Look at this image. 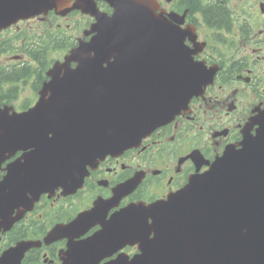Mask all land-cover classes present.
Returning <instances> with one entry per match:
<instances>
[{
    "label": "flooded vegetation",
    "instance_id": "obj_1",
    "mask_svg": "<svg viewBox=\"0 0 264 264\" xmlns=\"http://www.w3.org/2000/svg\"><path fill=\"white\" fill-rule=\"evenodd\" d=\"M162 9L166 14H179L182 28H195L199 39L206 42L199 59L209 66L218 65L220 71L215 86L193 101L190 114L147 139L145 151L125 154L133 174L145 176L139 198L147 201L180 188L197 167L205 169L204 160L191 155L201 154L212 161L227 145L239 141L241 127L253 110L264 107V0H162ZM44 72L43 67L29 68L25 76L20 75L21 90L31 91L28 96L23 93L24 99H37ZM7 97L0 89V104ZM129 174L124 167H116L104 172L102 179L109 181L112 192L117 186L113 185ZM151 177L165 181L153 190L159 194L151 192ZM164 188L168 190L161 193ZM7 244L0 242V253ZM65 249L66 243L59 242L42 252L34 251L27 264H62Z\"/></svg>",
    "mask_w": 264,
    "mask_h": 264
},
{
    "label": "water",
    "instance_id": "obj_2",
    "mask_svg": "<svg viewBox=\"0 0 264 264\" xmlns=\"http://www.w3.org/2000/svg\"><path fill=\"white\" fill-rule=\"evenodd\" d=\"M118 14L120 17L121 12ZM128 21L130 22L131 18ZM102 31L103 29L100 30V32ZM107 33L108 30L103 31L104 35ZM158 36L159 33L150 39L145 38L142 42V50L148 48L150 43L153 44ZM112 42H117V40L110 37L98 38L96 48H94L97 51L94 66H99V63L101 65L112 54L120 55V65L122 66H128V61L135 63V56L127 55L125 51H119L114 45L109 44ZM143 57L144 54L142 53ZM117 69L115 66L106 72L98 70V73L103 74L105 78L107 77V87L104 86L101 89L103 101L98 105L97 110L96 106L92 107L89 104L79 105L78 111L73 105L66 104L63 106L65 108L60 107L58 109L59 105L56 104V113H59L60 118L63 119L57 120L56 123L65 125L70 122L65 116H61L65 112L97 113L103 116L102 125L98 131H88L89 138L95 137L99 141L115 140V137L111 136L114 124L134 122V119L128 115L133 111L130 102L136 98L140 88V84L134 83L117 85L112 79L113 76H116ZM147 104L145 111L147 114H152L162 109L165 99L160 101L151 97ZM15 138L18 141L27 138L38 143L40 134L33 129H24V132L16 135ZM81 138L84 136H74L67 130H59V138L54 143L55 150L50 153L40 150L37 154L38 161L13 168L14 173L19 170L32 172L43 167L46 169L61 168L60 165L64 164L66 158L70 155L73 156L75 151L83 147V143L76 144ZM11 142L14 143L15 141ZM39 145L43 146L42 144ZM48 155L52 158H43ZM261 163H264V138L250 140L245 144L243 150H231L211 174L201 180L197 179L192 187L173 198L170 203L154 206L149 210L141 209L143 211L136 213L140 216V220L136 224L137 229L127 232L125 236L135 237L137 242H144L147 240V234L155 230L158 240L153 244L146 243V256L132 264L213 263L214 259L210 258L207 249V241H209L206 229L208 214L229 213V218L241 225L249 213H256V209H252L250 205H253L252 201L257 199V197L252 196V192L257 191L258 195L264 198V169L259 171L255 166V164ZM251 182L254 184L249 187ZM149 216L155 220L154 225L152 228H143L145 220ZM242 231L246 236L241 238L240 234L236 235L235 239L241 238L240 243L231 246V254L226 264H264V219L261 220L259 226H256L252 221L251 225ZM240 251L242 252L239 253ZM257 255L261 259H256ZM119 264H124V262Z\"/></svg>",
    "mask_w": 264,
    "mask_h": 264
},
{
    "label": "bare ground",
    "instance_id": "obj_3",
    "mask_svg": "<svg viewBox=\"0 0 264 264\" xmlns=\"http://www.w3.org/2000/svg\"><path fill=\"white\" fill-rule=\"evenodd\" d=\"M142 15H144V12L143 11H139L137 9H127V8H124L123 11H122V14H121V22L124 24V26L126 28H123L122 27V31L125 32L124 35H122L121 39L119 42H112V43H109V44H112L114 45V47H122L124 45H126L127 43H130L131 41H143V40H140L138 39L139 37H142L145 29H142L140 33H137L136 31L137 30H140V27L139 25H134L133 24V20L136 19V18H140ZM129 18H132L131 21L129 23H127V20ZM121 25V24H120ZM114 29V28H112ZM111 33V29L108 30V33L106 34L107 37H109ZM87 58L88 59H91L92 56L91 55H87ZM123 70V68L121 67L119 72H121ZM155 74H156V77L157 79L155 80L156 83L159 85L161 84H165L167 86V88L163 89V88H160L158 85H157V92H158V96H162L164 94H166V92H168V90H170V83H174L175 82V76L173 74H169V73H162L160 72L159 70L155 71ZM167 106L169 107H172L174 106V103L172 101H167L166 103ZM128 126L126 125H121V124H117L113 130H112V134L111 136H114L115 138L118 137L121 132L123 130H128ZM85 150V149H84ZM87 150H85L80 156H76V160H80V164L84 163V161L86 160V154H87ZM256 168H258V170H262L264 169V163H261V164H255ZM257 170V171H258ZM227 217L226 219H230L229 218V213H227ZM131 224L133 226L134 229H137V225L134 224L133 221H131ZM236 236H232L231 237V240H235ZM225 251H226V247H224L221 251H220V256L221 257H225Z\"/></svg>",
    "mask_w": 264,
    "mask_h": 264
}]
</instances>
